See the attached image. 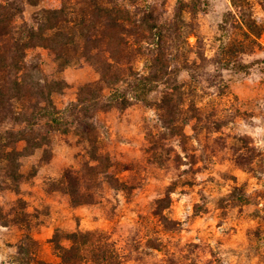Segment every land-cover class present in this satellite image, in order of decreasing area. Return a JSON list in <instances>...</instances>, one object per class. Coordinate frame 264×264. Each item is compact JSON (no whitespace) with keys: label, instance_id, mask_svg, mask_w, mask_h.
Here are the masks:
<instances>
[{"label":"rangeland","instance_id":"rangeland-1","mask_svg":"<svg viewBox=\"0 0 264 264\" xmlns=\"http://www.w3.org/2000/svg\"><path fill=\"white\" fill-rule=\"evenodd\" d=\"M193 1L198 26L187 41L192 58H202L194 70L178 71L175 60V112L157 108L161 84L150 105L98 112L92 142L57 132L49 152L24 157L22 171L37 170L19 192L0 181V264H37L34 256L58 263L55 232L78 229L102 234L120 264H264V0L243 5L261 36L250 33L231 0H182L186 21ZM131 2L154 6L162 26L179 7V0L124 1ZM60 6L61 0L25 2L24 18L35 25L42 8ZM36 54L50 78L67 83L55 95L60 108L77 99L79 86L100 80L86 62L60 67L48 49L29 52ZM134 66L145 71V59ZM20 206L35 240L26 254L18 247L25 226L3 224Z\"/></svg>","mask_w":264,"mask_h":264},{"label":"trees","instance_id":"trees-1","mask_svg":"<svg viewBox=\"0 0 264 264\" xmlns=\"http://www.w3.org/2000/svg\"><path fill=\"white\" fill-rule=\"evenodd\" d=\"M24 1L37 5L41 0ZM24 1L0 0V181L4 182L2 188L15 192L37 170L34 167L26 175L22 171L23 158L39 149L49 152L55 133L74 131L92 142L98 112L126 108L135 101L150 105L149 95L160 91L161 84L165 88L157 108L175 112L180 86L172 76L177 69L194 70L197 59L202 58H192L194 50L187 41L197 31V1L187 6L190 20L186 21V5L179 0L175 19L168 26L160 25L154 6L127 4L126 0H61L58 8H42L32 25L24 18ZM231 2L250 33L261 36L263 29L243 10L249 0ZM38 47L48 49L60 67L88 63L100 73V80L79 86L77 99L60 108L55 95L61 94L67 83L47 75L40 54L29 56ZM178 57L181 68L175 70ZM137 58L145 59V71L134 66ZM107 88L111 89L109 94ZM22 141L25 145L20 149ZM23 208L12 209L3 217V224L25 226L27 232L18 247L20 253L26 254L35 240L28 232L30 224ZM161 217L168 222L165 215ZM63 239L70 245L62 244ZM52 242L60 262L45 263L32 257L37 264L121 262L118 251L95 231L57 230Z\"/></svg>","mask_w":264,"mask_h":264}]
</instances>
